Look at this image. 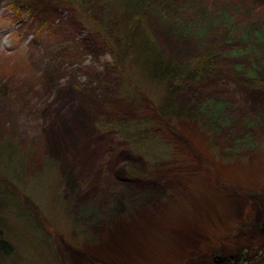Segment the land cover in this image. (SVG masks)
Wrapping results in <instances>:
<instances>
[{"label":"rangeland","instance_id":"obj_1","mask_svg":"<svg viewBox=\"0 0 264 264\" xmlns=\"http://www.w3.org/2000/svg\"><path fill=\"white\" fill-rule=\"evenodd\" d=\"M76 1L0 0V264H264V0ZM141 16L169 61L218 48L173 98L208 133L114 60Z\"/></svg>","mask_w":264,"mask_h":264},{"label":"trees","instance_id":"obj_2","mask_svg":"<svg viewBox=\"0 0 264 264\" xmlns=\"http://www.w3.org/2000/svg\"><path fill=\"white\" fill-rule=\"evenodd\" d=\"M74 1L77 3L76 0H71L70 4L73 5ZM143 20L144 18L141 16V18H136L131 22L122 23L119 28H116L114 33L120 36L122 42L114 53V60L120 63L127 59L137 67L139 74L147 76L155 83L165 84L164 104L159 109L158 118L170 116L179 120L196 121L208 133L210 129L205 127L204 117L199 113L189 112L182 105L173 102V98L175 94L183 90L187 85L200 82L211 74L212 63L218 54V48L209 46L195 58L188 59L182 63L169 61L163 57L164 55L157 48L155 37L148 31ZM257 84L254 86H259ZM0 92H2L1 89ZM2 94L0 93V95ZM128 96L129 100L136 104L138 109H142L145 105L142 97L134 89L129 92ZM107 125H103V128H107ZM117 128L118 124L111 127L114 130ZM134 146L138 149L139 142H134ZM16 148L11 141L0 142V157L2 158L5 153L10 165L11 163L13 165L16 163V166L17 164H22ZM25 154L27 155V151ZM0 162L2 161L0 160ZM12 193L17 194V191L13 190ZM2 198L3 196L0 199V205ZM9 250L11 251V245L3 240L0 231V257L7 256ZM244 258L245 251L241 250L235 258L229 259L227 262L219 261L216 264H242Z\"/></svg>","mask_w":264,"mask_h":264}]
</instances>
